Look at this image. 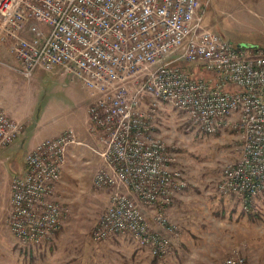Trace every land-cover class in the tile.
Masks as SVG:
<instances>
[{
    "label": "built area",
    "instance_id": "1",
    "mask_svg": "<svg viewBox=\"0 0 264 264\" xmlns=\"http://www.w3.org/2000/svg\"><path fill=\"white\" fill-rule=\"evenodd\" d=\"M201 0H0V44L23 77L37 69L66 71L96 95L88 131L104 146L97 187L112 191L92 232L95 241L128 234L154 256L177 235L165 210L186 186L175 156L152 135L145 98L182 111L205 134L231 126L240 157L223 166L217 191L245 207L264 191V47L235 46L204 20ZM23 133L0 111V151ZM73 130L44 140L24 157L11 183L8 225L22 243L40 245L65 211L53 200ZM224 264H252L233 253Z\"/></svg>",
    "mask_w": 264,
    "mask_h": 264
},
{
    "label": "rangeland",
    "instance_id": "2",
    "mask_svg": "<svg viewBox=\"0 0 264 264\" xmlns=\"http://www.w3.org/2000/svg\"><path fill=\"white\" fill-rule=\"evenodd\" d=\"M201 4L205 24L213 32L235 46L264 47V0H201ZM96 98L60 69H37L23 77L6 45L0 44V111L9 116L27 110V121H16L22 123L28 141L52 139L70 129L79 142L69 147L53 194L65 211L60 227L38 246L19 241L8 225L10 187L25 172L26 147L19 142L0 151V264H224L235 252L252 264H264L263 204L251 202L246 208L241 197L217 191L223 166L240 157L238 131L227 126L205 134L182 111L148 98L140 110L152 135L174 154L173 168L186 179L182 197L172 209L177 235L156 229L170 239L164 256L152 255L128 234L93 240L92 232L112 195L93 181L104 167L100 157L104 146L97 133L88 131L87 111Z\"/></svg>",
    "mask_w": 264,
    "mask_h": 264
},
{
    "label": "crops",
    "instance_id": "3",
    "mask_svg": "<svg viewBox=\"0 0 264 264\" xmlns=\"http://www.w3.org/2000/svg\"><path fill=\"white\" fill-rule=\"evenodd\" d=\"M8 110V112H9V109H7ZM10 113V118H12V119H15V120H18V121H21V122H25V121H27V119H28V117L27 116H29L28 115V113H27V110L23 113V112H16V113H14V112H9ZM28 137H29V135L28 134H25V132H24V134L23 135H21L19 138H18V140L16 141V142H13L14 143V145H13V143L11 144V145H13V146H16L19 142L22 144V145H24L25 147H26V153L27 152H29L30 150H32L34 147H36L40 142H42V140L41 141H36V140H27L28 139ZM16 144V145H15ZM11 145H9L6 149H8L9 147H12L13 148V146H11ZM24 164V163H23ZM24 169H25V166H24ZM181 192V191H180ZM179 192V193H180ZM177 194V196L175 197V201H174V204H172L171 206H168L167 208H166V210H165V213H166V216H167V218H168V220L170 221V222H172L173 224H175L176 225V222H175V217L173 216V211H172V209L174 208V207H176V205H178V203H179V200L181 199V194ZM254 204H258L259 202L260 203H262L263 204V206H264V191L260 194V195H257L256 197H254L253 198V201H252ZM264 222V221H263ZM157 230H162L161 228H158V227H155Z\"/></svg>",
    "mask_w": 264,
    "mask_h": 264
}]
</instances>
